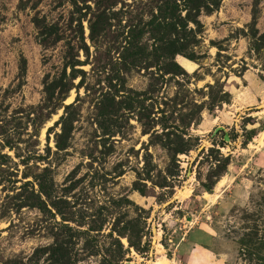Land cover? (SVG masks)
<instances>
[{"label":"rangeland","instance_id":"1","mask_svg":"<svg viewBox=\"0 0 264 264\" xmlns=\"http://www.w3.org/2000/svg\"><path fill=\"white\" fill-rule=\"evenodd\" d=\"M200 9L0 0V264H264V0Z\"/></svg>","mask_w":264,"mask_h":264},{"label":"trees","instance_id":"2","mask_svg":"<svg viewBox=\"0 0 264 264\" xmlns=\"http://www.w3.org/2000/svg\"><path fill=\"white\" fill-rule=\"evenodd\" d=\"M185 4H186V2H187V4H188V8H190V9H194L195 10V12H197V11H201V7H202V4H203V0H182ZM175 4V3H174ZM174 11V6H172V8H170V12L168 13V14H170L171 12H173ZM187 17L189 18V20L190 21H194V16L193 17H191V14L190 13H188L187 14ZM118 244H120L119 243V241H118ZM121 246V245H120Z\"/></svg>","mask_w":264,"mask_h":264},{"label":"water","instance_id":"3","mask_svg":"<svg viewBox=\"0 0 264 264\" xmlns=\"http://www.w3.org/2000/svg\"><path fill=\"white\" fill-rule=\"evenodd\" d=\"M263 107V105H259V106H257L256 108L257 109H261ZM219 129H222V127H217L216 129H215V132H217ZM225 139H227V135H225ZM175 199H172L170 202H168V203H166L165 205H168V204H170L172 201H174ZM123 264H132V262L131 261H125Z\"/></svg>","mask_w":264,"mask_h":264}]
</instances>
